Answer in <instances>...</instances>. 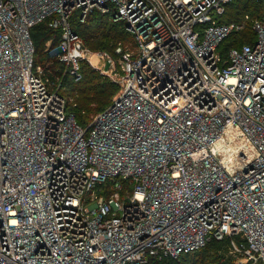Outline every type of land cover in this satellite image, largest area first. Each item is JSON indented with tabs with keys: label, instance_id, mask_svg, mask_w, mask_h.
<instances>
[{
	"label": "built area",
	"instance_id": "2783aa9c",
	"mask_svg": "<svg viewBox=\"0 0 264 264\" xmlns=\"http://www.w3.org/2000/svg\"><path fill=\"white\" fill-rule=\"evenodd\" d=\"M229 1L0 0V264H151L223 237L264 264V0L221 20ZM93 10L130 35L114 55L72 26ZM47 18L54 80L29 32ZM82 61L120 84L85 126L60 90Z\"/></svg>",
	"mask_w": 264,
	"mask_h": 264
},
{
	"label": "trees",
	"instance_id": "16d2710c",
	"mask_svg": "<svg viewBox=\"0 0 264 264\" xmlns=\"http://www.w3.org/2000/svg\"><path fill=\"white\" fill-rule=\"evenodd\" d=\"M261 10L262 2L260 0H230L225 4V10L220 19H241L246 12L251 17H260ZM47 22L48 18L33 24L29 32L34 47V62L41 64L44 73L51 80H54L59 74L58 67L62 65L54 55L49 54L46 41L51 39V43L54 45L59 37V32L54 31ZM72 26L82 38L85 46L94 50L104 49L113 55L118 41H130L122 20H113L111 14L102 13L98 10L88 13L83 22L73 19ZM254 37L255 32L249 19L242 31L225 37L221 41L219 49L222 53H225L229 46H239L244 42L251 43ZM80 68V78L74 80L70 76H65L60 90L73 96L74 91L77 92L78 95L74 96L75 104L69 102L68 109L73 111L77 122L85 126L91 119L89 115L102 110L108 105L111 101L108 102L110 95L115 88L118 90L119 87L112 80L102 79L97 71L84 61L81 62ZM80 94L81 97L78 103ZM230 240L229 237L213 238L196 250L182 253L178 257L165 256L160 259H153L151 264H208L206 263L207 257L214 264H233V262H237L238 256L232 251Z\"/></svg>",
	"mask_w": 264,
	"mask_h": 264
},
{
	"label": "rangeland",
	"instance_id": "374dc122",
	"mask_svg": "<svg viewBox=\"0 0 264 264\" xmlns=\"http://www.w3.org/2000/svg\"><path fill=\"white\" fill-rule=\"evenodd\" d=\"M129 37H130V35H129ZM90 59H91V61L94 63V64H96L97 62H98V58L96 57V55H91L90 56ZM88 66H90L92 69H94L88 62H86V61H84ZM58 65V64H57ZM95 71H97V73L99 74V76L102 78V79H109L110 81L112 80L111 78H110V76H108V75H106V74H104V73H101V72H99L97 69H94ZM80 73H81V68H80ZM113 82H115V83H117L118 84V87H120V84H119V82H116V81H114V80H112ZM118 90H117V88H115V90H114V92H112V94L110 95V97H109V100H108V102L110 101V100H112V98L114 97V95L116 94V92H117ZM78 95V94H77ZM76 94H74V96H77ZM80 97H81V94H80V96H79V99H78V103H79V100H80ZM107 102V103H108ZM97 112L95 111V112H93L92 114H90L89 116L90 117H92V116H94L95 114H96ZM238 256V255H237ZM239 257V256H238ZM206 263H208V264H214V263H211V260L209 259V257H207L206 258ZM233 264H238V262H233Z\"/></svg>",
	"mask_w": 264,
	"mask_h": 264
},
{
	"label": "water",
	"instance_id": "95a60500",
	"mask_svg": "<svg viewBox=\"0 0 264 264\" xmlns=\"http://www.w3.org/2000/svg\"><path fill=\"white\" fill-rule=\"evenodd\" d=\"M108 67V62H106V65H105V68H107Z\"/></svg>",
	"mask_w": 264,
	"mask_h": 264
}]
</instances>
